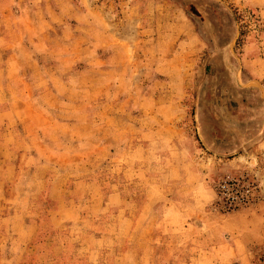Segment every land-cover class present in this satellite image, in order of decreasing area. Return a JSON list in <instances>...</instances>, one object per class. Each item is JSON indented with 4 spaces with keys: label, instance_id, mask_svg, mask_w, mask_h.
Returning <instances> with one entry per match:
<instances>
[{
    "label": "rangeland",
    "instance_id": "1",
    "mask_svg": "<svg viewBox=\"0 0 264 264\" xmlns=\"http://www.w3.org/2000/svg\"><path fill=\"white\" fill-rule=\"evenodd\" d=\"M0 111V264H87L102 233L118 264L125 214L148 264L209 259L163 223L174 198L196 221L264 212V0H0ZM231 178L253 203H216Z\"/></svg>",
    "mask_w": 264,
    "mask_h": 264
},
{
    "label": "crops",
    "instance_id": "2",
    "mask_svg": "<svg viewBox=\"0 0 264 264\" xmlns=\"http://www.w3.org/2000/svg\"><path fill=\"white\" fill-rule=\"evenodd\" d=\"M0 113H2V111H0ZM7 113L10 112L6 111L2 113L1 117H5L4 115ZM14 140L15 137L13 134H6L3 129H1L0 187H2L4 181H10L16 172L14 158L17 150L15 152L12 150V147L15 146L12 143ZM5 141L7 143L4 144ZM182 209L179 202H176L174 198L170 207V220H166L165 223H163L164 225L170 224V228L169 226L168 229L163 228V232H166L165 234L167 236L181 234L188 238L190 234L194 233L202 235V252H207L208 255H210L209 259L198 261V255L192 253L184 264H212V262L229 264L232 260L239 257L238 254L244 250H246L248 254V252H257L264 247V212L259 211L257 208H248L247 210L232 212V214H225V216L208 218L205 220L206 222L202 220V218L200 221H196L191 215L184 217ZM163 212L164 210L159 209L160 214H157L160 224H162L163 220L166 218ZM161 216H163L162 219H160ZM124 218L126 220L124 222L126 227H124L122 232L121 242L123 243L117 251L119 254V256L116 257L118 258V264L121 259L123 260V264H148V262H152L151 258H148L147 255L144 257L138 256V252H145L149 249V246L147 241H143L145 236H143L141 232L138 233L137 237H134L137 229L132 227L134 224V220H131V218H133L132 214L130 216H126L125 214ZM180 223L182 225L178 228ZM113 237L114 234L104 233L92 236L91 242H93L94 245L80 246L79 248V250H83L82 254L84 258L82 260L87 264H90L88 263L89 261L92 262L91 264L103 263V260H106L105 256L109 253V250L105 247H110L104 245V241H112ZM149 250L152 251L151 249ZM125 259H127L128 262L125 261ZM154 264H161V261L156 259L154 260Z\"/></svg>",
    "mask_w": 264,
    "mask_h": 264
},
{
    "label": "built area",
    "instance_id": "3",
    "mask_svg": "<svg viewBox=\"0 0 264 264\" xmlns=\"http://www.w3.org/2000/svg\"><path fill=\"white\" fill-rule=\"evenodd\" d=\"M213 193L216 203L228 211L248 206L255 199V187L243 179L231 178L217 182L213 185ZM257 264H264V252L259 256Z\"/></svg>",
    "mask_w": 264,
    "mask_h": 264
}]
</instances>
